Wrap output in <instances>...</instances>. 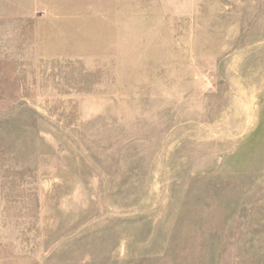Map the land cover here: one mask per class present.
<instances>
[{
    "label": "rangeland",
    "instance_id": "obj_1",
    "mask_svg": "<svg viewBox=\"0 0 264 264\" xmlns=\"http://www.w3.org/2000/svg\"><path fill=\"white\" fill-rule=\"evenodd\" d=\"M0 264H264V0H0Z\"/></svg>",
    "mask_w": 264,
    "mask_h": 264
}]
</instances>
